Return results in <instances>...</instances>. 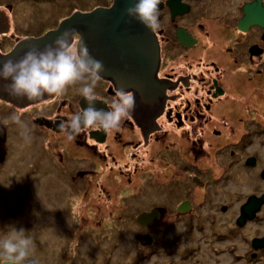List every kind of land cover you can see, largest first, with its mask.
<instances>
[{"label":"flooded vegetation","instance_id":"1","mask_svg":"<svg viewBox=\"0 0 264 264\" xmlns=\"http://www.w3.org/2000/svg\"><path fill=\"white\" fill-rule=\"evenodd\" d=\"M256 1L161 0L155 32L130 18L114 27L115 21L105 15L89 28L92 37L83 35L85 28L77 29L90 54L105 68L95 89L96 108L108 111L118 88L136 98L130 118L110 135L89 131L71 142L64 138L60 123L88 107L79 84L60 98L45 96L39 102L0 94V103L20 114L29 135L53 150L47 161L38 162L34 155L11 160L18 167L13 176L6 169L8 151L21 129L0 120V179L7 172L25 190L11 216L22 211L33 217L36 210L44 215L47 204H58L53 214L66 215L67 226L79 227L89 219L106 228L99 236L112 247L128 240L149 250L133 254L130 264H143L157 255L166 258L163 264H175L179 250L182 264L193 256L195 264H225L218 259L227 253L233 264L259 262L264 248L256 250L253 241L264 234L246 238L244 230L260 221L264 204L255 218L239 223L248 199L264 196V187H257L264 184V158L255 149L245 151L257 142L256 131L264 130V26L242 25L246 5ZM97 3L85 12L110 9L115 0ZM261 6L264 10V0ZM11 36L8 18L0 10V55L23 40ZM245 167L256 187L244 194L237 187ZM53 176L67 184L78 182L72 204L66 196L65 201L64 196L54 199L41 191L42 199L36 196ZM196 236L207 242L209 257L195 247ZM224 241H230L229 248L221 246ZM124 251L131 252L130 247ZM34 261L29 255L24 264Z\"/></svg>","mask_w":264,"mask_h":264},{"label":"rangeland","instance_id":"2","mask_svg":"<svg viewBox=\"0 0 264 264\" xmlns=\"http://www.w3.org/2000/svg\"><path fill=\"white\" fill-rule=\"evenodd\" d=\"M98 1L99 0H0V10H2L8 18L9 25L11 26V39L13 36L23 39L28 35L38 36L42 35L47 30H53L52 28L66 19L65 16L71 11H73V13H87L85 11L91 10L92 7L94 8V6H97ZM0 43L1 45L3 44L1 38ZM0 105H2V107H0V120L4 123L7 121L6 124L13 123L10 117L19 113L8 105L6 106L1 103ZM256 132H259L257 142L252 146L245 147V151H248V154L257 150L258 154L263 159L264 130ZM44 142L45 141L37 140L33 136H30L29 140H25L22 135H14L13 143L8 151L10 156L7 158L8 163L6 164V169H11L13 176H16L18 167L17 165L13 166L11 160H18L19 155H34L33 159L36 158L38 162L47 161L53 150H50ZM10 164L13 167L9 166ZM249 171L246 167L243 169L242 185L239 184L238 187L235 186L243 191L244 194L254 191V187H256L255 179H249ZM41 176L44 177L43 174ZM2 178L3 180L0 179V239L14 229H23L25 231V236L33 241L30 255L34 256V262L36 264H130L133 254L141 256L149 251L148 249L140 248L139 244L135 247L134 244L128 240L117 241L116 245L112 247L111 241L101 240V236H99L105 233L106 228L94 226L92 224L94 222L89 219L87 221H82V225L79 227L67 226L68 218L66 215L57 217L53 214L55 209H59L60 206L55 203L48 205L46 199L44 206L46 204L47 206L44 207V215L42 210H36L32 212V215H35L33 217L22 211L11 216L10 213H14L13 209H15L17 204L25 197L23 194L25 190L24 186L18 181L16 183H14L13 180L11 181V174L6 172L3 174ZM76 185H78V182L69 181L67 184L64 180L57 179L53 176L48 185L45 186L41 184V187L36 191V196L42 199L40 191L43 192V194L44 192L48 193L46 197L54 199L59 195L64 196V201L66 196V201L72 204L78 196L75 190ZM257 187L263 188L264 184L259 182ZM228 188H231V185H228ZM49 212L52 214L51 217L48 216ZM83 214L84 216L88 214L86 209L83 211ZM34 217H36L37 220ZM79 217H81V215H79ZM75 219L77 220L76 216H74V220ZM30 220L32 223L29 222ZM195 233L197 234L196 231ZM244 234L247 236L246 238H250L256 234H264V212L261 214L260 221L245 229ZM246 238L243 242V250L247 248ZM196 239L195 247L200 251L201 256L209 257L207 255L210 251L207 248L205 239L199 238L198 236H196ZM122 244H124V246L117 248ZM229 244L230 241H224L221 246L229 248ZM239 244H242V242H239ZM123 247H130L131 252L124 251L125 248ZM216 249L218 250L221 248ZM240 249L241 248H239V250ZM179 251L181 252V250ZM180 252H178L179 255L175 256L176 258L173 260L175 264H182L183 262L179 257ZM48 254L49 257L45 258V255ZM194 257L195 256L186 260L184 264H195L191 262ZM210 258L212 261L216 260L214 255H211ZM163 260H166V258H158L157 255L153 258H145V263L143 264H163ZM218 260H221L225 264L226 262L231 263V256L227 253L226 255H221ZM238 264H243V262L238 261ZM244 264H264V255L260 257L257 263H249L245 260Z\"/></svg>","mask_w":264,"mask_h":264},{"label":"clouds","instance_id":"3","mask_svg":"<svg viewBox=\"0 0 264 264\" xmlns=\"http://www.w3.org/2000/svg\"><path fill=\"white\" fill-rule=\"evenodd\" d=\"M160 3L161 0H136L127 9V15L130 20H136L155 32L160 27ZM104 71L103 63L90 54L76 30L69 28L44 49L32 47L18 59L0 62V90L17 99L39 102L45 96L60 98L69 87L79 84V94L88 107L60 123L64 138L71 142L82 132L89 131H103L110 135L130 118L136 107V98L133 92L118 88L107 105L109 110L97 109L95 102L99 97L95 89ZM10 119L21 129L20 134L25 140H29V130L20 115L14 114ZM32 244L23 229L7 233L0 239V264H24Z\"/></svg>","mask_w":264,"mask_h":264},{"label":"water","instance_id":"4","mask_svg":"<svg viewBox=\"0 0 264 264\" xmlns=\"http://www.w3.org/2000/svg\"><path fill=\"white\" fill-rule=\"evenodd\" d=\"M135 2L136 0H115V4L110 9L97 8L87 13L76 12L70 17L61 21L57 29L51 30L38 38H27L20 41L10 53L6 55H0V62L6 61L8 59H18L23 55V53H25L32 47L44 49L47 45L52 44L57 36H59L61 33H63L69 28L75 30L79 28H85L83 30V35L87 37H92L93 31L89 28L95 26V20L98 16H110L111 19L115 21L113 26L117 27L127 21V19L129 18L127 15V9L131 7ZM245 12L246 16L243 20V26L252 23L264 26V10L261 6V0L256 1L254 4L246 5ZM125 34H128V32H126ZM3 92L5 91L0 90V94H2ZM6 98L13 100V98L9 95H7ZM1 139L2 138H0V141ZM262 176L264 178V172ZM263 204L264 196H251L243 206V214L239 220V223L242 225L247 219L255 218L257 212L261 209ZM253 242L254 248L256 250L264 248V237L257 238Z\"/></svg>","mask_w":264,"mask_h":264}]
</instances>
